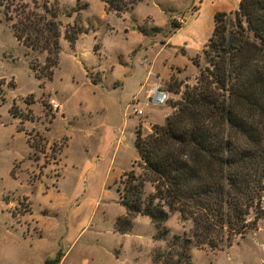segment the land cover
Masks as SVG:
<instances>
[{
	"label": "rangeland",
	"instance_id": "1",
	"mask_svg": "<svg viewBox=\"0 0 264 264\" xmlns=\"http://www.w3.org/2000/svg\"><path fill=\"white\" fill-rule=\"evenodd\" d=\"M238 1L58 0L55 67L0 21V264H43L58 251L59 264H155L153 251L183 231L178 212L165 240L153 239L141 215L121 233L116 187L138 155L135 127L146 116L160 120L195 82L213 14L232 21ZM74 23L82 32L71 44ZM153 82L169 92L165 105L148 103ZM133 101L143 116L132 113ZM191 264H264V216L230 247L192 248Z\"/></svg>",
	"mask_w": 264,
	"mask_h": 264
},
{
	"label": "trees",
	"instance_id": "2",
	"mask_svg": "<svg viewBox=\"0 0 264 264\" xmlns=\"http://www.w3.org/2000/svg\"><path fill=\"white\" fill-rule=\"evenodd\" d=\"M57 2L0 0V21H9L25 46L46 51L50 67L60 51ZM213 22L202 48L206 65L162 124L146 136L135 127L138 155L116 187L121 233L141 215L154 225L153 239L165 240V223L178 212L183 231L153 251L155 264H191L192 248L230 247L264 216V0H239L232 21L216 11ZM81 32L74 23L66 39L73 44ZM9 112L20 114L13 105ZM62 255L43 264H59Z\"/></svg>",
	"mask_w": 264,
	"mask_h": 264
},
{
	"label": "built area",
	"instance_id": "3",
	"mask_svg": "<svg viewBox=\"0 0 264 264\" xmlns=\"http://www.w3.org/2000/svg\"><path fill=\"white\" fill-rule=\"evenodd\" d=\"M169 99V92L161 87L159 84H156L152 89H150L149 94L147 95L148 103H151L155 106L165 105ZM50 104L53 109L59 107V103L55 102L54 99L50 100ZM137 102H132V113L136 114L137 116L141 117L144 115V110L141 107L137 106Z\"/></svg>",
	"mask_w": 264,
	"mask_h": 264
},
{
	"label": "crops",
	"instance_id": "4",
	"mask_svg": "<svg viewBox=\"0 0 264 264\" xmlns=\"http://www.w3.org/2000/svg\"><path fill=\"white\" fill-rule=\"evenodd\" d=\"M155 85H156L155 82H153L150 86H148V88L146 90V99H147V95L149 94L150 89H152ZM171 111H172V107L168 106L167 109L162 114V117H161L160 120H155V119H152V118H148V116L142 118L141 119V129L144 131V124L146 125V123H148L147 124V132H149V130L151 131L152 125L153 124H162L164 122V120H165L166 115L171 113ZM136 123H137V121H136Z\"/></svg>",
	"mask_w": 264,
	"mask_h": 264
}]
</instances>
